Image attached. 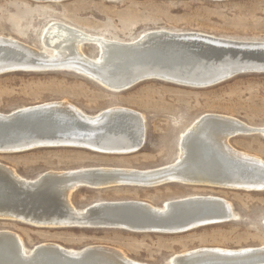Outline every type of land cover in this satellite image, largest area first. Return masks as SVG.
Masks as SVG:
<instances>
[{
  "label": "bare ground",
  "instance_id": "6f19581e",
  "mask_svg": "<svg viewBox=\"0 0 264 264\" xmlns=\"http://www.w3.org/2000/svg\"><path fill=\"white\" fill-rule=\"evenodd\" d=\"M41 39L43 48L52 52L0 36V70H68L93 80L109 91L117 92L120 84H125L128 78L157 79L181 85L175 80H205L239 67L264 68V41H240L198 32L156 30L125 42L90 35L61 22H51L44 28ZM86 43L98 47L96 59L82 51V45ZM177 47L187 50L189 56L181 58L179 53L161 52L164 49L169 52L170 48L173 50ZM45 113H53L52 118L56 122L50 128L53 129L51 133L26 136L24 132L15 131L10 132L6 139L10 144L19 139L21 141L17 144L22 147L83 148L95 153L114 155L137 152L145 142L142 115L123 107L108 108L95 115H87L64 100L53 101L23 107L8 114L0 113V123L11 121L14 118L11 115L14 114ZM240 131L247 132L242 133L243 135L264 136V128L248 126L230 116L203 114L181 135L177 159L171 164L152 169L86 167L47 171L35 179L27 180L13 169L0 164V220H12L36 228L102 229L99 224L108 223L110 215L120 211L125 213L133 209L135 214L142 216L141 210H137L147 209L160 215L161 219L178 220L176 218L197 213L198 207L221 214L215 218L211 216L213 219L233 220L231 204L212 195H192L170 200L162 207L139 200H125L96 202L83 209L75 208L70 197L80 187L96 190L127 186L153 188L171 183L264 191V161L237 151L229 142ZM0 140H4L3 137ZM114 205L123 207L113 211L114 213L111 209L104 208ZM133 206L138 207L136 209ZM192 224L194 221L191 220L175 229ZM117 229L131 231L124 227ZM0 264L146 263L134 261L122 251L104 245L73 250L44 242L26 251L22 239L16 233L0 230ZM168 264H264V246L241 249L199 247L173 255Z\"/></svg>",
  "mask_w": 264,
  "mask_h": 264
},
{
  "label": "rangeland",
  "instance_id": "374dc122",
  "mask_svg": "<svg viewBox=\"0 0 264 264\" xmlns=\"http://www.w3.org/2000/svg\"><path fill=\"white\" fill-rule=\"evenodd\" d=\"M51 22H61L87 34L133 41L156 30L198 32L240 41H264V0H0V36L36 49ZM82 45L96 59L98 47ZM66 101L87 115L113 107L139 112L145 142L134 153L100 154L71 147L37 148L0 153V164L32 180L47 171L88 167L152 169L173 163L178 141L203 114L233 117L248 126L264 128V73H242L211 87L196 88L150 79L112 92L73 71L0 74V113L53 101ZM237 151L264 161V136L237 135L229 140ZM192 195L218 196L231 204L234 219L182 233H134L119 229L36 228L0 220V230L16 233L26 251L48 242L66 249L104 245L146 264H168L175 255L199 247L241 249L264 246V191H244L177 183L158 187H80L70 197L77 209L101 201L139 200L162 207L166 201Z\"/></svg>",
  "mask_w": 264,
  "mask_h": 264
},
{
  "label": "water",
  "instance_id": "95a60500",
  "mask_svg": "<svg viewBox=\"0 0 264 264\" xmlns=\"http://www.w3.org/2000/svg\"><path fill=\"white\" fill-rule=\"evenodd\" d=\"M174 51V52H173ZM161 52L165 53V54H175V53H179L181 54V58H184L185 55H188V51L185 50L184 48H174L173 50L170 48L169 52L166 51V49L162 50ZM8 71L7 69H2L0 70V74ZM255 71H262L264 72V68H245V67H239V68H234L231 71H228L227 73H224L222 75L216 76V77H210L208 79L205 80H200V79H191L192 81H185V80H175L176 83L181 84V85H190L196 88H204V87H211L214 85H217L219 83H222L238 74H242V73H253ZM144 78H128L125 84H120L121 86L119 88H117V92L120 91H124L127 90L131 87H133L134 85L138 84L141 81H144ZM119 86V85H118ZM53 113L47 114L45 113L44 115H26V114H14L11 115L14 118L11 121H15L14 122H5V123H0V139L3 137L4 140H0V153H20V152H25V151H29V150H33V149H37V147L35 146H18L19 143L18 141H21L19 139H17V141H14V143L12 142L10 144V141L7 138V136L10 134V132H24L25 135H29V134H37L38 136L42 133L47 134L48 132L51 133V131L53 129V125H55L54 123V118H52ZM17 125H20L19 127H17ZM242 133H247V132H236V135L242 134ZM13 147H15V149H13ZM43 148V147H42ZM45 148V147H44ZM192 202V201H191ZM190 203V202H189ZM188 203V204H189ZM181 204V203H180ZM179 205V204H178ZM177 205V206H178ZM117 206V207H116ZM205 206V205H204ZM123 207V205H114V206H104V208L106 209H111L112 212L116 211V210H121ZM125 207H129V205H125ZM138 206H133L132 208H136ZM114 208V209H112ZM194 208V207H193ZM137 209V208H136ZM135 209V210H136ZM207 208L204 209H199L198 207V211L197 213H193L190 214L189 217L184 216V218H176L178 220H183L182 222L178 221V220H172L169 218H165V219H161L156 213H152L149 212L147 209L146 210H142L139 209L137 211L142 212V216H138L136 213V211H134L133 209L131 210H127L128 212L123 213L122 211L111 214L110 218L108 219L109 221H107L108 223H101L99 224L100 226H102V229H113V228H122L124 227V229H131L132 232L135 231L136 233H168V234H173V233H182V232H186L198 227H202V226H206V225H211V224H217L219 222H223V221H228V219L223 218V219H213L215 217H218L221 214H218V212L216 211V213L214 211H210V210H206ZM210 211V212H207ZM111 212V213H112ZM100 213V212H99ZM133 213V214H132ZM116 216H118V218H116ZM213 216V218L211 217ZM183 217V216H182ZM210 217V218H208ZM202 219H204V221H201ZM194 221V224L190 225V226H186L184 228L181 229H175L177 227H181L183 226L185 223L190 222V221ZM208 220V221H206ZM105 222V221H103ZM110 223H116V224H110ZM120 230V229H119ZM130 231V232H131Z\"/></svg>",
  "mask_w": 264,
  "mask_h": 264
}]
</instances>
